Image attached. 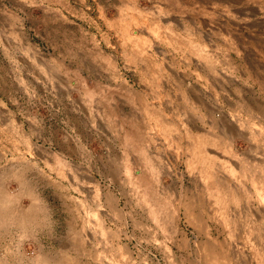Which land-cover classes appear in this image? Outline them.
Segmentation results:
<instances>
[{
  "label": "rangeland",
  "instance_id": "obj_1",
  "mask_svg": "<svg viewBox=\"0 0 264 264\" xmlns=\"http://www.w3.org/2000/svg\"><path fill=\"white\" fill-rule=\"evenodd\" d=\"M256 189L264 0H0V264H264Z\"/></svg>",
  "mask_w": 264,
  "mask_h": 264
},
{
  "label": "crops",
  "instance_id": "obj_2",
  "mask_svg": "<svg viewBox=\"0 0 264 264\" xmlns=\"http://www.w3.org/2000/svg\"><path fill=\"white\" fill-rule=\"evenodd\" d=\"M146 28H147V30L150 32V33H152V35H154V36H158V33H156L155 34V30H153L152 29V27L150 26H146ZM153 32H154V34H153ZM233 151H230V153H232ZM219 156H221L220 158H219ZM216 157H218V161H221L222 160V157L224 158V157H226V156H224V155H216ZM214 158H215V156H210L209 157V159H212V161L214 160ZM230 159H232V158H225V160H223V161H226V160H228V161H231L232 162V160H230ZM256 160V159H255ZM234 163V162H233ZM216 169V168H215ZM224 175H226V176H229V175H231L230 174V172H229V174H227L226 172H224ZM226 183H228V182H226ZM253 183L255 184V186L257 185L256 184V182L255 181H253ZM231 186V185H230ZM256 191H262V192H264V190H260V189H256ZM4 225H9V224H4L3 222H1L0 221V231H2L3 233H4V231H5V227L6 228H8V226H4ZM42 252V250L40 251V253ZM30 264H32V262H30Z\"/></svg>",
  "mask_w": 264,
  "mask_h": 264
},
{
  "label": "bare ground",
  "instance_id": "obj_3",
  "mask_svg": "<svg viewBox=\"0 0 264 264\" xmlns=\"http://www.w3.org/2000/svg\"><path fill=\"white\" fill-rule=\"evenodd\" d=\"M145 27H146V26H145ZM175 151H176V149H175ZM175 157H177V160H179L180 155H179V152H178V151L176 152ZM243 169H245V168H243ZM243 169L240 170L242 175H244V173H246V171H244ZM231 172L233 173V170H232ZM261 194H263V196H264V192H261Z\"/></svg>",
  "mask_w": 264,
  "mask_h": 264
}]
</instances>
